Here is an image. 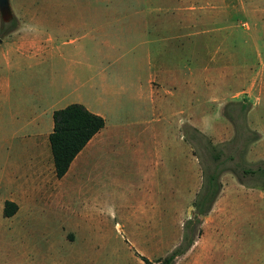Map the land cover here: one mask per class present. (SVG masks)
I'll list each match as a JSON object with an SVG mask.
<instances>
[{
    "label": "rangeland",
    "instance_id": "1",
    "mask_svg": "<svg viewBox=\"0 0 264 264\" xmlns=\"http://www.w3.org/2000/svg\"><path fill=\"white\" fill-rule=\"evenodd\" d=\"M10 1L13 19L5 22L0 15V74L4 73L7 77V87L3 95L0 92V98L16 105L6 106L0 115L4 120L0 137L2 132H11L20 101L24 103L22 110L25 112L19 121L33 115V107L27 101V97L34 96L31 89L25 82L17 81V75L11 76L10 67L4 61L3 53H8L12 42L24 39L25 34L33 39L42 34L40 30L53 32L61 38L81 39L82 33L89 35L91 27L99 25L106 29V36L118 43V47L109 54V59L100 58L99 65L115 71L122 70L124 78H129L133 86L138 79L144 81L149 77V63L152 61L158 65L160 53L164 63L179 70L181 78L186 77L191 68L194 73L193 124L182 119L191 112L190 96L189 99L180 96L178 100L173 97L170 102L164 103L162 112L153 117L158 121L154 125L161 129L162 137L151 139L147 134L139 139L138 131L142 129L139 121L148 119L154 113H149L146 105L131 95L136 93V86L129 95L119 97L118 102L112 100L113 103L102 106L110 126L118 122L133 123L126 129V137L117 138L115 145L136 147L143 141L147 147L173 149L181 137L193 146L185 138L192 134L196 160L192 168L190 161L187 163L182 158L178 159L170 150L164 153L166 163L160 171L153 167L138 169L127 165L116 159L118 155H99L95 157L96 166L82 168L77 178L59 179L55 175L52 158L51 164L50 148L46 140L40 139V158L29 155L36 167L33 171L36 192L28 198L23 196L21 206L10 218L3 214L4 201L19 187L8 183L11 180L22 182L25 178L20 170H23L22 164L25 168L28 156L22 152L8 153L0 141V264H146L138 253L157 264L158 258L167 255L181 242L184 224L194 212V199L189 190L198 185V192L201 190L203 163H214V152L207 147V139L223 148L220 151H223L221 159L224 168L233 167L235 161L242 160L247 168L257 167L258 163L247 162L246 152L244 155L237 154L228 144L235 136L218 142L201 127L204 119L208 120L204 116L208 109L214 114L218 111L222 102L220 98L227 99L229 103L232 95L253 82L252 78L259 81L264 78L261 71L264 70V0ZM96 2L101 9L97 10L95 4L86 10L72 6ZM108 6L112 9L102 10ZM96 12H99L98 19ZM37 18L40 19L36 24ZM82 20H87L88 26H81ZM159 20L161 28H158ZM35 24L40 30H36ZM75 46L67 45L65 50L72 52ZM83 46L89 52L96 50L90 36L84 39ZM106 49L99 46L100 51ZM35 67L41 73L45 66L35 64ZM223 71L225 75H222ZM40 82L41 79L36 84ZM244 98L242 96L240 101ZM247 102L252 103L250 99ZM181 109L185 110L183 114ZM221 119L223 121L213 120L211 124L227 126L224 116ZM127 135L131 139L128 140ZM232 154L234 159L230 158ZM125 156L131 158L129 154ZM120 158L125 157L121 155ZM230 172L225 170L221 173L220 180ZM165 174L168 178H164V184L177 183L178 192L171 191L169 185L173 201L170 198L167 200L163 185V217L160 218L153 208L148 215L128 217L127 211L133 212V207L140 202L159 207L158 198L150 199V195L146 199L140 192L157 187L155 182L159 183ZM239 176L253 186L264 182V177L243 173ZM117 177L119 180H116ZM147 179L154 185H142ZM228 187L232 196V221L222 227L220 234L209 239L212 251L202 264H264V194L261 195L259 189L252 191L237 180L230 182ZM201 224L197 225V236L202 232ZM187 262L188 258L182 255L175 264Z\"/></svg>",
    "mask_w": 264,
    "mask_h": 264
},
{
    "label": "crops",
    "instance_id": "2",
    "mask_svg": "<svg viewBox=\"0 0 264 264\" xmlns=\"http://www.w3.org/2000/svg\"><path fill=\"white\" fill-rule=\"evenodd\" d=\"M93 4H95L97 10L101 9L97 2L80 3L72 6L76 9L86 10L90 9L89 6ZM235 8H237V6H235ZM107 9L110 10L112 8L108 6L102 10ZM96 17L98 19L99 12H96ZM39 19L40 18H37V20H35L36 24ZM36 24L34 25L36 30H40ZM80 25L84 27L88 26V21L82 20V22L80 21ZM161 26L162 23L161 20H159L158 28H161ZM155 27H157V25ZM40 31L42 34L36 35L33 39H30L29 35L25 34L23 36L25 37L24 39L18 38V40H14L10 45L8 53H3L4 61L10 67L11 76L17 75V81L25 82L28 88L31 89V94L34 95L32 98L27 97L28 104L33 107V115L19 121V117L25 112V110H22L24 103L20 101L17 105L19 108L16 109L17 116L11 132H7L6 134L2 132L0 137L2 148L4 146L8 153L22 152L28 156V158H25V162H27L25 168L24 164H22L23 170H20L25 178L22 179V182L9 181L8 185H17L19 188H17L12 196L8 197V199L6 198L5 201L12 200L16 202L19 209L22 203L21 198L23 196L28 198V195H33L34 192H36L35 181L33 180V171H36V167L33 165L32 156L29 155H34L33 157L38 159L40 158V139L46 140L50 148L49 135L53 130V113L56 109L63 108L71 103H81L92 112L102 115L106 120V125L92 137L73 160L68 172L59 179H65L69 176L77 178L82 168L87 169L89 166H96L97 159L95 157L97 156L98 158L99 155H118L116 159L128 163L127 165L131 164L138 169L153 167L155 170L159 169L162 171L166 163L165 157H163L164 153L172 150V153L176 154L178 159L182 158L186 160L187 163L190 161L193 168L196 160L195 149L193 146H189L187 143L188 141L186 142V139H182V137L178 145L173 149L170 147L167 149H164L166 147H147L145 145L146 142L143 141L136 147L115 145V140L117 138L126 137V129L133 125V123L118 122V124L110 126L108 118L102 110V106L110 102L113 103L114 101L112 100L117 101L119 97L125 94L129 95L132 88L136 86V93L131 95L137 101L143 102L149 113L155 114L150 115L151 118L149 117L148 119L139 121L138 125L140 124L142 126V129L138 131L139 139H142L144 135L147 134H150L151 139L162 137L161 129H158L156 124L154 125V123L158 121L153 120V117L156 116L157 112H162L164 103L170 102L173 97L178 100L180 96H186L187 99H189L190 96V100L188 101L191 105V112L189 111L187 116L182 119L191 121V124H193L192 121H194L195 113V82L192 68L191 71L186 74V77L181 78L178 75L179 70L174 66H169L164 63L162 60V53H160L158 65L156 62L153 63L152 61L149 63V77L144 81L138 79L136 85L133 86L132 84L134 83H132L131 80L129 81V78H124V72L122 70L118 69V71H115L108 68V66L101 67L103 64L101 66L99 65L100 58L101 60L109 59V54H111V52L113 53V50L118 47V43H115L113 39L106 36L108 33L104 27H100L99 25L91 27L90 34L82 33L81 39H77V37L71 39L61 38L53 32ZM89 36L91 42L96 45V50L94 52L86 51L83 46L84 39H87ZM75 44V49L72 52L65 50L67 45ZM100 45L107 48L106 51H100ZM35 64H42L45 66L41 73L36 70ZM208 67H210V65ZM207 71L209 72L210 68L207 69ZM261 71L264 74V70ZM222 75H225V71H223ZM39 79H41V82L37 85L36 82H39ZM252 79V83L250 82L247 87L232 95V100L229 101V103L240 101L242 96L246 97L242 101L246 102L249 99L252 101L246 112V121L252 130L259 132L260 138L249 144L246 150V160L248 163H258L264 161V78H262L261 81L255 80V78ZM169 85L174 88H170ZM5 87H7V77H5L4 73H1V95L4 94ZM220 99H222V102L219 103L216 114L208 109V111H206L207 114L204 115L208 120L204 119L203 126L201 127L203 132L208 133L218 142L235 136L234 124H232L233 122L226 114V106L229 103L226 102L227 99L225 98ZM8 105L15 106L16 103H9L1 97V116ZM121 105H123V103H121ZM180 111H182L183 114L185 110L181 109ZM157 116L159 119L160 116ZM222 116H224V120H227V126L225 125L224 127L221 124V126L217 127L211 124L213 120L221 121ZM159 120L161 121V118ZM3 122L4 120L1 117L0 129L2 130L4 128ZM229 128H232V131H229ZM8 137H10V140ZM127 137L128 140L131 139L129 135H127ZM4 140L6 142L5 145H3ZM129 143H131V141H129ZM7 144L8 146H6ZM50 151L51 148L49 149V152ZM126 154L131 155V158H126ZM51 155L50 160L52 164L53 156L51 157ZM121 155H124L125 158H120ZM107 158H109V156ZM99 161L101 162V160ZM52 166L54 167V162ZM10 173L12 174L13 171H10ZM164 178H168V175L165 174L161 177L159 183L155 182V186L157 187L153 189L150 188L149 191L146 192H140L146 199H148L147 196L150 198V195V199L158 198L159 207L157 208V205H147V203L140 202L139 205L133 207V212L127 211L128 217L139 218L142 214L146 215V213L148 215V212H152V208L158 213L160 218L163 217V188H166L167 200L170 198L171 201H173L168 190L169 185L171 186V191L174 190L178 192L176 188L177 183H174L175 187L173 183L170 184L169 182H165L164 184ZM116 180H119V177H117ZM147 180L142 185H154V182L149 181V179ZM236 180L245 186L234 173H225L222 176V181L220 180L221 191L212 209L202 220V232L196 237L190 249L183 254L188 258L187 264H202V260L209 257L212 251L209 239L214 237V235L220 234L223 230L222 227L232 221V217L230 216L232 196L228 193V186L230 182L233 183L236 182ZM128 183H130V181H128ZM197 189H199V185L197 188L192 186V189L190 188L189 190L194 200L198 193ZM249 189L252 191L259 189L262 192L261 195L264 194V188L249 187ZM175 201L178 203L179 199L176 198ZM150 216H152V214H150ZM143 232H145V230Z\"/></svg>",
    "mask_w": 264,
    "mask_h": 264
},
{
    "label": "trees",
    "instance_id": "3",
    "mask_svg": "<svg viewBox=\"0 0 264 264\" xmlns=\"http://www.w3.org/2000/svg\"><path fill=\"white\" fill-rule=\"evenodd\" d=\"M250 107L247 101L230 102L226 106V114L235 127V137L228 144L235 153L244 155L249 144L258 140L260 134L252 130L246 121V112ZM53 130L49 135L50 148L53 156L54 171L57 178H62L69 170L73 160L86 146V144L106 125V120L102 115L92 112L81 103H71L63 108L56 109L53 113ZM196 131H198L196 129ZM198 134L202 136L200 131ZM194 146L192 134L185 137ZM207 147L212 152L213 164L203 163V184L194 200L193 215L184 224V233L181 242L167 255L156 260L157 264H175L177 259L185 254L196 240L197 225L202 223V217L211 209L221 191L220 175L225 170H229L238 176L241 183L248 187L264 188V182L258 185H249L240 175L250 174L255 177H264V161H260L255 169L247 168L242 161H235L233 167H223L221 145L214 144L207 139ZM195 148V146H194ZM220 148V149H219ZM231 159L235 155L230 156ZM200 159V154H199ZM18 211V204L12 200L4 203L3 214L11 217ZM138 255L146 264H154L148 257Z\"/></svg>",
    "mask_w": 264,
    "mask_h": 264
},
{
    "label": "water",
    "instance_id": "4",
    "mask_svg": "<svg viewBox=\"0 0 264 264\" xmlns=\"http://www.w3.org/2000/svg\"><path fill=\"white\" fill-rule=\"evenodd\" d=\"M0 15L2 21L8 22L13 18V11L10 0H0Z\"/></svg>",
    "mask_w": 264,
    "mask_h": 264
},
{
    "label": "flooded vegetation",
    "instance_id": "5",
    "mask_svg": "<svg viewBox=\"0 0 264 264\" xmlns=\"http://www.w3.org/2000/svg\"><path fill=\"white\" fill-rule=\"evenodd\" d=\"M12 19H13V18H12ZM12 19H11V20H12ZM11 20H10V21H11ZM8 22H9V21H8Z\"/></svg>",
    "mask_w": 264,
    "mask_h": 264
}]
</instances>
